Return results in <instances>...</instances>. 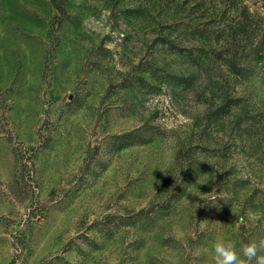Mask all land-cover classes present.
<instances>
[{
    "label": "rangeland",
    "instance_id": "374dc122",
    "mask_svg": "<svg viewBox=\"0 0 264 264\" xmlns=\"http://www.w3.org/2000/svg\"><path fill=\"white\" fill-rule=\"evenodd\" d=\"M263 34L264 0H0V264L264 237Z\"/></svg>",
    "mask_w": 264,
    "mask_h": 264
},
{
    "label": "clouds",
    "instance_id": "9594fccd",
    "mask_svg": "<svg viewBox=\"0 0 264 264\" xmlns=\"http://www.w3.org/2000/svg\"><path fill=\"white\" fill-rule=\"evenodd\" d=\"M246 215L258 219L264 213L249 209ZM209 251L211 264H248L253 260L255 264H264V254H258L264 253V237L243 243L238 253L234 240L218 236L211 243Z\"/></svg>",
    "mask_w": 264,
    "mask_h": 264
},
{
    "label": "trees",
    "instance_id": "16d2710c",
    "mask_svg": "<svg viewBox=\"0 0 264 264\" xmlns=\"http://www.w3.org/2000/svg\"><path fill=\"white\" fill-rule=\"evenodd\" d=\"M251 24L247 21H242L238 27L234 29L235 35L240 36L241 38L250 36L251 30ZM246 47H250L252 53L251 56L253 61L257 64L264 65V34L260 37L253 38L250 41L248 40L246 42ZM233 63V61H232ZM234 68V67H233Z\"/></svg>",
    "mask_w": 264,
    "mask_h": 264
}]
</instances>
